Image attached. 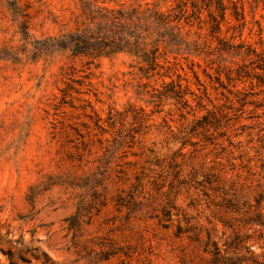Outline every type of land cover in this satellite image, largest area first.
Masks as SVG:
<instances>
[{"label":"rangeland","instance_id":"obj_1","mask_svg":"<svg viewBox=\"0 0 264 264\" xmlns=\"http://www.w3.org/2000/svg\"><path fill=\"white\" fill-rule=\"evenodd\" d=\"M231 1L246 25L228 9L219 38L264 49V0ZM147 6L176 2L0 0V264H264V88L237 111L207 76L248 61L198 56L218 42L193 18L165 76L65 48Z\"/></svg>","mask_w":264,"mask_h":264},{"label":"trees","instance_id":"obj_2","mask_svg":"<svg viewBox=\"0 0 264 264\" xmlns=\"http://www.w3.org/2000/svg\"><path fill=\"white\" fill-rule=\"evenodd\" d=\"M173 1L176 2V7L167 14L158 10L157 6L152 8L147 6L145 9L133 8L127 13L118 10L102 14L99 29L101 26L107 25L110 31V40H108L109 35L101 37V32L91 34L86 32L82 36H73V40L65 42V48H71L73 55H88L90 50L98 55L125 53L138 60L140 71L145 77L165 76L167 74H159L158 69L169 71L170 68L161 66L159 62L160 49L163 48V56L166 55V50L169 48H173L179 53L186 42L180 35L178 23L181 19L189 21L193 18L197 21L199 29H202V23L207 25L209 36L218 42L215 51H201L198 56L204 53L209 57L216 52L221 58L228 55L241 57L248 61L236 69L219 65L213 74H207L213 84L227 91L228 96L224 97L226 104L232 108H237L235 105L239 104L240 107L237 108V111L242 110V107L251 102H246V94L236 88L237 83H249L250 87L264 88V49L258 51L243 42L235 44L233 43L234 36L225 40L219 38V35L222 33V25L227 23L226 11L228 9L232 11L231 16L236 23L230 28L233 30L245 27L246 21L243 12L231 0H202L201 4L197 0ZM188 1H190L191 7L190 14L187 9ZM204 13H206V17L202 19ZM189 23L187 22V24ZM258 29L261 34L263 32L261 25H258ZM125 32L128 37H123ZM222 74L225 76L226 83L221 79ZM230 83H232L231 88L229 87ZM170 84L173 85V82ZM202 86L205 88L204 85ZM205 95L209 103H212L206 91ZM178 99H181L180 96ZM198 106L204 109L201 102L198 103ZM207 116H215V113L208 112ZM207 116L202 119L205 124H209Z\"/></svg>","mask_w":264,"mask_h":264}]
</instances>
